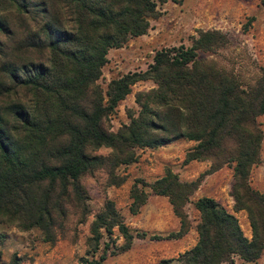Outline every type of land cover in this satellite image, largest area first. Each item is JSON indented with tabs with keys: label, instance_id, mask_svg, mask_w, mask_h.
Segmentation results:
<instances>
[{
	"label": "trees",
	"instance_id": "16d2710c",
	"mask_svg": "<svg viewBox=\"0 0 264 264\" xmlns=\"http://www.w3.org/2000/svg\"><path fill=\"white\" fill-rule=\"evenodd\" d=\"M180 0H0V225L20 231L38 229L53 242L68 208L83 216L87 193L80 179L104 170L111 186L115 174L137 162V150L156 149L175 140L194 142L183 160L211 163L207 174L232 170L233 213L210 197L192 204L198 212L197 241L176 258L158 264H256L264 251V194L251 186L250 174L261 163L264 115V70L244 85L232 71L198 52L214 54L227 44L215 30L198 31L189 47L154 53L142 72L110 80L103 91L98 80L110 50L120 49L150 30L159 7ZM155 87L135 95L137 110L117 132L105 128L109 116L139 82ZM101 148L107 156L93 155ZM199 181L181 182L166 169L153 182L137 179L129 211L135 215L152 194L166 197L179 229L154 241L184 237L190 222L185 206ZM246 213L247 238L234 213ZM129 250L133 234L112 202L91 223L89 247L106 259L114 229ZM139 236V234H137ZM0 233V247L5 242ZM13 258L12 264H20ZM1 263V253H0Z\"/></svg>",
	"mask_w": 264,
	"mask_h": 264
},
{
	"label": "rangeland",
	"instance_id": "374dc122",
	"mask_svg": "<svg viewBox=\"0 0 264 264\" xmlns=\"http://www.w3.org/2000/svg\"><path fill=\"white\" fill-rule=\"evenodd\" d=\"M158 11L159 17L150 21L151 28L146 35L130 40L120 49L109 51L107 64L98 80L103 91L112 79L145 71L156 51L181 45L189 47L198 31L215 30L227 38L224 48L214 54L199 51L198 59L213 61L219 67L232 71L244 85L252 84L264 70V0H180L178 4L167 2ZM154 87L151 81L136 83L109 116L105 128L117 132L127 125L129 116L137 110L135 95ZM257 123L263 132L261 163L252 169L250 183L264 194V115L257 118ZM194 145V142L179 139L156 149L137 150V162L116 170L115 174L123 179L119 186H111L107 173L102 169L82 176L80 182L87 193L88 210L82 216L78 209L68 208V216L63 227L56 231L53 242H45L38 229L24 232L0 225V233L6 237L0 247V264H12L14 257L21 261L20 264H86V261L98 260L104 246L101 244L92 253L89 247L90 226L107 202L113 203L135 238L129 250L113 254L114 249L124 244V239L116 228L111 240L103 236L101 242L108 241L110 247L102 264H158L162 259L178 257L197 241L195 225L199 215L192 204L196 199L213 198L233 213L231 168L224 166L207 174L211 167L208 161L184 165V156ZM110 152V149L101 148L92 154L107 156ZM166 169L176 173L181 182L198 180L199 187L191 203L185 206L190 222L188 233L178 240L154 241L152 236L178 231L179 220L173 215L168 199L149 190L146 191L145 204L133 215L129 211L132 204L130 193L135 180L153 182L161 178ZM234 215L243 234L250 238L246 213L240 211ZM234 264L241 263L235 260ZM256 264H264V251Z\"/></svg>",
	"mask_w": 264,
	"mask_h": 264
}]
</instances>
